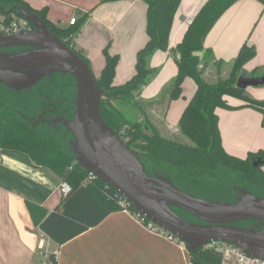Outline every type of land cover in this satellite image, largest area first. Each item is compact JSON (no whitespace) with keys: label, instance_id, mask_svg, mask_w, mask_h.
Segmentation results:
<instances>
[{"label":"trees","instance_id":"trees-1","mask_svg":"<svg viewBox=\"0 0 264 264\" xmlns=\"http://www.w3.org/2000/svg\"><path fill=\"white\" fill-rule=\"evenodd\" d=\"M143 1L146 3V41L136 53L133 75L124 83L113 84L119 55L111 54L108 45L102 49L104 64L99 75H93L101 88L98 103L101 118L138 155L150 175L168 176L180 189L208 200H232L239 186L248 190L255 188V194L264 196V171L261 165L252 164L257 158L264 159V151H249L244 157L227 153L221 143L216 113L218 107L248 106L260 112V124L264 128V99H253L245 89L236 86L237 77L242 74L243 65L255 55V48L245 41L229 63L225 76L221 75L223 61L206 59L200 66L198 56L214 22L236 0H204L188 22L182 39L172 48L168 43L169 32L181 0ZM259 1L264 6V0ZM14 5L35 13L49 33L73 49L91 69L88 59L81 50L74 48L71 41L85 15L64 27L47 19L45 7L37 10L23 0H0L4 12ZM157 50L172 52L177 71L156 100H143L140 98L142 89L159 71L150 63ZM209 66H213L216 73L212 82L207 81L204 75ZM185 77L193 79L196 89L180 114L177 135L166 128L163 119L168 103L184 97L182 83ZM31 92V89L14 91L0 83V147L26 153L71 187L50 213L38 217L37 224L41 230L62 244L97 224L109 212L127 208L133 214L136 209L131 204L126 207L119 204V194L110 185L98 177L87 179L89 172L75 161L64 133L56 132L46 124L35 127L28 122L27 118L37 106ZM228 97L242 103L233 105ZM158 105L160 112L161 108L163 110L159 125H156L150 119L148 107L157 109ZM127 106H132L142 118L135 113L131 115L125 109ZM27 207L31 213L37 208L31 203H27ZM189 255L190 264H221V253L205 245L199 246L195 253L189 251ZM46 264H57L55 254L49 255Z\"/></svg>","mask_w":264,"mask_h":264},{"label":"crops","instance_id":"crops-1","mask_svg":"<svg viewBox=\"0 0 264 264\" xmlns=\"http://www.w3.org/2000/svg\"><path fill=\"white\" fill-rule=\"evenodd\" d=\"M23 1L32 9L45 7L47 19L64 27L73 24L71 18L78 20L85 15L81 27L71 36L74 48L82 51L90 65L96 58L99 75L104 64L102 49L108 45L111 54L119 55L113 84H122L133 75L136 53L146 41L145 1ZM203 1H180L169 32V47H175L182 39L188 22ZM245 41L254 46L255 55L241 72L263 75L264 6L259 0H236L217 18L198 52L200 66L206 59L223 61L221 75H227L229 63ZM150 63L159 71L142 89L143 100L157 97L177 71L170 50H157ZM212 70L215 73L213 66L206 68L205 77ZM182 86L184 97L171 100L165 111L166 128L171 133L178 132L180 114L196 89L190 77H185ZM245 91L253 99H264V84L248 86ZM228 100L233 105L242 103L231 97ZM216 113L221 143L227 153L244 157L249 151H264L260 112L242 106L218 107ZM261 169L264 171V164ZM61 181L52 170L38 165L26 153L0 147V264H46L50 254H56L57 264H190L184 243L149 231L124 209L109 212L94 226L62 244L56 243L41 230L37 219L61 202ZM27 203L37 206L33 213Z\"/></svg>","mask_w":264,"mask_h":264},{"label":"water","instance_id":"water-1","mask_svg":"<svg viewBox=\"0 0 264 264\" xmlns=\"http://www.w3.org/2000/svg\"><path fill=\"white\" fill-rule=\"evenodd\" d=\"M8 11L27 18L34 29L0 34V83L21 91L53 74L73 77L72 118L59 116L44 121L59 122L70 133L69 149L82 168L110 185L140 214L186 243L189 251L195 253L199 246L220 240L264 259V196L239 186L232 200H208L180 189L168 176L148 174L138 155L101 118V88L84 59L50 34L35 13L19 5ZM26 46L29 48L23 49ZM262 84L264 74L242 73L236 80V86L242 89ZM252 164L263 165L264 159L257 158ZM177 210L198 222L186 219ZM246 221L249 225L238 224Z\"/></svg>","mask_w":264,"mask_h":264},{"label":"built area","instance_id":"built-area-1","mask_svg":"<svg viewBox=\"0 0 264 264\" xmlns=\"http://www.w3.org/2000/svg\"><path fill=\"white\" fill-rule=\"evenodd\" d=\"M74 19L75 18H71L70 23H74ZM33 29L34 26L32 25L31 21H29L24 16L16 13L15 11L4 12L0 10V34L26 32L32 31ZM95 177L96 176L89 173L87 179L92 180L95 179ZM70 190V185L66 181H61L59 185V192L62 197L66 196ZM118 203L124 207L130 205V203L120 194L118 195ZM124 210L128 209L124 208ZM133 216L136 217V219L141 222L143 226L149 231L162 235L171 241L184 243L182 240L178 239L167 230L153 223L146 216L140 214L137 210L133 213ZM204 245L207 247H212L221 253V264H264L263 258L247 254L236 245L226 241H211Z\"/></svg>","mask_w":264,"mask_h":264},{"label":"flooded vegetation","instance_id":"flooded-vegetation-1","mask_svg":"<svg viewBox=\"0 0 264 264\" xmlns=\"http://www.w3.org/2000/svg\"><path fill=\"white\" fill-rule=\"evenodd\" d=\"M25 48H29V46H26L23 49ZM6 50L7 51H17L19 49L8 48ZM53 75H51L48 78L41 79L39 82H37L35 86L30 88L31 90L33 91L36 90L38 92L36 95L32 93L34 99H35V96L37 98L35 99L37 101V106L33 110L32 114L27 118V120L29 123H31V125L35 127H40L44 124L52 126L56 132L64 133V135L67 137V140H70L71 139L70 133L66 132L65 127L61 123L57 122L56 124H49L46 121H44L45 119H53L59 116L70 118L65 112V108L73 103L72 101V103L70 104V100H67L65 103H62L63 101L62 96H59L57 94L53 96L49 93V88L45 83H47L46 81H48L49 78L53 77ZM178 212H180L181 215H184L186 219L198 222L195 218L191 217L190 215L188 214L185 215L183 211H178ZM246 223L248 222L246 221ZM238 224L240 225L242 224V222H238Z\"/></svg>","mask_w":264,"mask_h":264},{"label":"rangeland","instance_id":"rangeland-1","mask_svg":"<svg viewBox=\"0 0 264 264\" xmlns=\"http://www.w3.org/2000/svg\"><path fill=\"white\" fill-rule=\"evenodd\" d=\"M95 60H96V58L95 59L93 58L92 64H91V71H92V74L95 77H97L98 76V72H97L98 69H96V67H97V64L98 63ZM210 73H211V75L205 77L206 80L207 81H210V82L215 81L216 75H215V73H213V70ZM244 73H246L248 75L250 74L249 72H244ZM46 82L47 83H45V84L48 86L49 93L51 95L55 96L57 94V95L63 97L62 103H65L67 100H70V104L72 103V101L74 102L73 99H75V82H74V79H73V77L71 75H68V74H54L53 77L49 78V80L46 81ZM31 93H33L34 95H36L38 92L36 90H34V91L32 90ZM157 97L153 98V100H156ZM35 99H37L36 96H35ZM159 106L160 105L156 106L157 109L156 108L154 109V108L148 107V110H149V113H150V119H152V121L156 125H159V121L158 120L161 119V116L160 115H162V110H163V108H161V112H160ZM125 109L131 115H133L135 113V114L138 115V117H141L142 118V115L140 113L136 112V110H134V108L132 106H127ZM73 110H74L73 103L71 105H69L68 107L65 108V112L67 113L68 117L72 118ZM163 122L166 124V120L165 119H163ZM146 130L148 131V129H146ZM177 133L178 132H174L173 131V134H177ZM184 139L188 141V139L186 137H184ZM101 187L104 188V185H101ZM254 189L255 188H250L249 191L255 193V190ZM107 192L109 194L112 193L109 190H107ZM245 224H248L249 225V223H242L240 225H245Z\"/></svg>","mask_w":264,"mask_h":264}]
</instances>
